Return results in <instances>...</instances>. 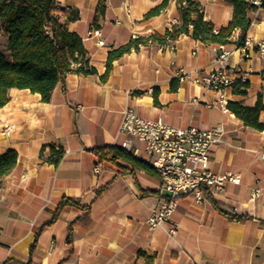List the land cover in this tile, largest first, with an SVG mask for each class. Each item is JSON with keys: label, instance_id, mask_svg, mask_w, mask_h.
<instances>
[{"label": "crops", "instance_id": "1", "mask_svg": "<svg viewBox=\"0 0 264 264\" xmlns=\"http://www.w3.org/2000/svg\"><path fill=\"white\" fill-rule=\"evenodd\" d=\"M162 1L130 0L132 12L127 16L120 0H105V12L95 22L100 0H57L59 6L78 10L69 29L82 37L96 72L68 73L64 86L59 82L48 102L29 89L11 88L9 102L0 106V154L11 149L18 153L15 167L0 186V264H264V130L245 125L231 109L224 112L218 93L197 80L210 69L215 44L191 34L180 35L173 50L152 42L115 59L107 80L101 79L111 49L134 33L162 35L178 20L177 0L145 18ZM197 1L205 19L216 27L233 16L228 0ZM249 16L253 21L247 36L259 41L264 38V10ZM117 17L121 23L114 22ZM93 28L101 35H90ZM0 44L5 47V36ZM226 47L233 50L230 71L235 77L247 76L238 92L234 85L228 89L229 101L252 106L261 98L264 105L259 52L254 48L245 56L234 43ZM173 81L178 83L176 90L171 89ZM127 106L175 127L223 123L226 133L212 147L210 169L239 174L240 181L226 180L222 189L210 194L247 218L221 213L206 196L197 201L186 195L171 220L151 230L146 219L162 202L160 175L137 168L134 174L124 172L91 151L129 138L116 136ZM259 118L264 121V108ZM131 143L142 147L137 140ZM52 145L64 150L58 164L48 160ZM136 156L148 162L143 151ZM64 197L79 200L80 206L65 205L53 222L44 224ZM172 221L178 226L171 234Z\"/></svg>", "mask_w": 264, "mask_h": 264}, {"label": "trees", "instance_id": "2", "mask_svg": "<svg viewBox=\"0 0 264 264\" xmlns=\"http://www.w3.org/2000/svg\"><path fill=\"white\" fill-rule=\"evenodd\" d=\"M169 1L163 0L153 7L145 14V18L159 14ZM228 1L233 7V16L226 25L216 27L212 21L205 19L203 9L197 0H177L179 18L164 34L153 33L146 37H132L128 42L109 51L107 68L101 76L102 81L107 80L115 59L122 57L133 48L139 49V44L147 45L149 41L167 46L176 41L180 35L191 34L195 38L213 44L242 45L253 21L249 13L255 12L257 6L251 0ZM105 8V0H100L95 22L104 14ZM78 16L77 9L59 6L57 0H0V38L6 37L5 47L0 44V106L9 102L11 88L29 89L33 93H39L42 101L48 102L56 85L61 82L64 86L68 73L96 72L95 67L89 64L82 37L69 29V23ZM237 32L238 35L235 37ZM246 84L247 80L237 79L234 83L235 92ZM177 87L178 83L173 81L171 89L176 90ZM153 94L155 103L159 104L158 91L154 90ZM228 106L245 125L256 130H264V121L259 118L264 108L261 98L252 106L235 101H229ZM91 151L100 161H110L124 172L134 174L137 168L151 175H159L149 162L120 145L99 146L92 148ZM63 154L62 148L56 149L52 145L48 160L58 164ZM17 159L18 153L13 149L0 154V186L4 177L15 167ZM120 160L127 161L132 168L126 167ZM100 192L101 190L98 191ZM205 196L221 213L229 217L247 218L246 215H239L215 200L210 192L205 191ZM65 205L80 206V201L64 197L54 217L44 224L53 222L59 210ZM35 243L36 240L31 249L34 248Z\"/></svg>", "mask_w": 264, "mask_h": 264}, {"label": "built area", "instance_id": "3", "mask_svg": "<svg viewBox=\"0 0 264 264\" xmlns=\"http://www.w3.org/2000/svg\"><path fill=\"white\" fill-rule=\"evenodd\" d=\"M257 6L255 12L264 10V0H251ZM120 8L130 16L132 5L130 0H120ZM115 23H121L122 20L117 17ZM90 35L100 36L99 28H93ZM134 33L132 37H137ZM99 44L103 40L98 41ZM148 42L147 45H151ZM140 48L145 46L139 44ZM171 50L174 49L173 43L167 45ZM242 54L248 55L251 49L256 48L264 62V38L255 41L246 36L240 46ZM215 56L212 60L210 69L199 79L203 86L218 93L217 103L224 112H230L228 89L231 88L237 79L247 80L245 73H240L235 77L231 72L230 58L233 50L228 49L226 45H214ZM184 69L180 68L177 76L181 77ZM226 128L223 123H219L211 128H202L195 125L185 127L172 126L161 118L151 119L140 115L133 107L127 106L122 111V117L117 129V137L126 135L129 138L122 141L119 145L132 152L134 155H140L143 151L148 155V162L156 168L161 178L160 191L163 194L160 206L155 209L146 219L151 230L170 221L174 211L179 205V199L186 195H193L197 201H201L205 196V191L220 190L226 180L234 183L240 181V175L228 172L218 174L210 169V159L212 147L223 141ZM137 140L142 147L132 146L131 140ZM261 157L264 159V149L261 151ZM259 189L254 190L257 195ZM178 223L172 221L169 232L176 231Z\"/></svg>", "mask_w": 264, "mask_h": 264}]
</instances>
